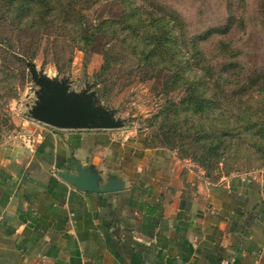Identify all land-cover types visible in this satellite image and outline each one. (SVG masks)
<instances>
[{
  "label": "crops",
  "instance_id": "obj_1",
  "mask_svg": "<svg viewBox=\"0 0 264 264\" xmlns=\"http://www.w3.org/2000/svg\"><path fill=\"white\" fill-rule=\"evenodd\" d=\"M145 140L49 128L0 144V264H264V175L204 182ZM77 163L125 188H76L59 172Z\"/></svg>",
  "mask_w": 264,
  "mask_h": 264
},
{
  "label": "rangeland",
  "instance_id": "obj_2",
  "mask_svg": "<svg viewBox=\"0 0 264 264\" xmlns=\"http://www.w3.org/2000/svg\"><path fill=\"white\" fill-rule=\"evenodd\" d=\"M122 1L97 0L89 5L88 0H79L76 14H84L86 24L109 20L108 31L99 32L95 45L87 50L77 40L78 26L66 17L53 25L48 16L41 30H24L2 16L0 32L8 35L15 53L21 47L35 57L22 55L24 63L16 64L12 79L0 85V144L59 129L44 127L32 116L40 100V88L28 66L34 64L51 77L70 76L77 91L92 86L99 102L116 109V116L125 121L123 128L113 131L145 137L148 147L168 148L178 163L204 182L264 175V0H130L141 7L133 16V6L128 8ZM145 10L157 18L165 11L181 18V29L176 30L178 51L175 48L163 57L157 51L156 59L149 61L143 47H130L145 33L134 18L151 24L152 15ZM209 30L215 33L201 41V52H196L194 38ZM106 52L110 68L100 73ZM178 62L186 73L197 71L203 76L200 88L207 107L194 110L190 104L188 112L170 111L177 141L168 145L159 138L160 120L155 116L167 100L179 102L185 95L184 87L162 90L165 76L177 72Z\"/></svg>",
  "mask_w": 264,
  "mask_h": 264
},
{
  "label": "trees",
  "instance_id": "obj_3",
  "mask_svg": "<svg viewBox=\"0 0 264 264\" xmlns=\"http://www.w3.org/2000/svg\"><path fill=\"white\" fill-rule=\"evenodd\" d=\"M88 1L90 5L93 1L97 0ZM122 2H124L128 8L130 6L135 7H130V11H133L131 13L132 16L141 8L136 7L138 4L134 1L124 0ZM78 3L79 0H0V19L6 18L13 26L17 28L22 27L24 30L34 29L36 27L41 30V28L46 25L48 16H52L53 25L67 18L68 23L78 26L77 40L83 45V49L87 50L88 46L95 45V38L99 32L105 33L108 31L109 20L104 19L98 24H86L84 19L85 15L76 14V5ZM145 11L147 14L152 15L150 18L151 24L147 26L142 24L141 18H134L136 22L141 23L137 25V27H144L145 33L142 34L139 40L133 42L134 44L132 45L134 46L130 45V47H135L136 49L143 47L142 51H147L145 55L148 57L149 61L157 57V51L158 57H163L166 52L175 51V48L178 51L179 44L176 42H178L177 39L180 34L177 35L176 30L177 28L179 30L181 29V18L173 11H165L164 14L158 18L154 17L152 12H148V10ZM214 33L215 31L209 30L195 37L193 40L194 50L196 52H201L199 47L200 42L206 40ZM106 54V62L102 65L100 73L110 68V53L106 52ZM22 55H27L29 58L35 57V53H31L27 51V49L23 50L21 47L20 52L16 54L8 35L3 36L0 32V85L12 79L14 76L12 69L16 68V64L24 63ZM145 59L147 60V58ZM180 63L181 62H178L176 64V66L180 65L176 70L177 72L165 76L166 79L162 84V90L167 93L172 89L184 87L185 95H183L179 102L167 100V106L158 113V116H155V118L160 120L161 133H159V138L163 143L168 145H175L177 141L175 136L177 134L175 133L177 131L175 128L177 124H172L173 121L169 117L170 111H175L176 113L183 111L188 112L191 110L188 107L190 104H193L194 110H204L207 107V98L203 96V91L200 88L203 85V83H200L202 82L201 79L203 76L199 75L197 71H194L192 74L186 73L183 71V66H181L182 64ZM156 64H158V62ZM200 69H204L203 66H198V70ZM195 133L200 134V130H195Z\"/></svg>",
  "mask_w": 264,
  "mask_h": 264
},
{
  "label": "water",
  "instance_id": "obj_4",
  "mask_svg": "<svg viewBox=\"0 0 264 264\" xmlns=\"http://www.w3.org/2000/svg\"><path fill=\"white\" fill-rule=\"evenodd\" d=\"M39 86V101L31 110L39 122L59 129L113 130L123 128L125 121L116 116V109L102 105L92 86L77 91L70 76L51 77L28 64ZM59 175L85 192H117L125 188L123 179L98 170L96 164L77 163L76 168L62 170Z\"/></svg>",
  "mask_w": 264,
  "mask_h": 264
},
{
  "label": "built area",
  "instance_id": "obj_5",
  "mask_svg": "<svg viewBox=\"0 0 264 264\" xmlns=\"http://www.w3.org/2000/svg\"><path fill=\"white\" fill-rule=\"evenodd\" d=\"M43 124H44V123H43ZM45 125H47V124H44L43 126L45 127ZM47 126H48V125H47ZM43 130H45V128H44ZM28 141L31 142V141H32V138H29Z\"/></svg>",
  "mask_w": 264,
  "mask_h": 264
}]
</instances>
